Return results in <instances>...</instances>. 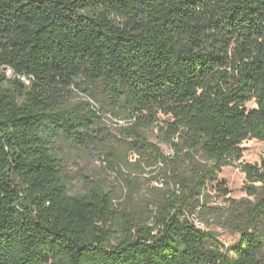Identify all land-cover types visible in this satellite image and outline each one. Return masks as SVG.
I'll return each instance as SVG.
<instances>
[{"label": "trees", "instance_id": "1", "mask_svg": "<svg viewBox=\"0 0 264 264\" xmlns=\"http://www.w3.org/2000/svg\"><path fill=\"white\" fill-rule=\"evenodd\" d=\"M72 88H98L139 126L166 116L158 136L185 150L190 175L142 215L90 179L71 194L55 144L96 143L100 118L87 102L60 107ZM250 139L263 157L240 165L246 197L208 206L207 184L229 195L217 173ZM0 264H264V0H0Z\"/></svg>", "mask_w": 264, "mask_h": 264}, {"label": "rangeland", "instance_id": "2", "mask_svg": "<svg viewBox=\"0 0 264 264\" xmlns=\"http://www.w3.org/2000/svg\"><path fill=\"white\" fill-rule=\"evenodd\" d=\"M84 102L89 103L91 109L100 116L90 133L95 137L96 143L78 149L65 137L59 136L54 147L61 154L62 173L67 183L69 181L71 194L82 193L85 181L90 179L102 184L111 193L117 207L142 215L165 193L179 188L172 175H190L191 165L183 158L185 150L176 156L158 136L159 128L164 127L168 120L166 116L159 115L153 126H139L133 119L126 118L120 108L112 109L98 88L87 91L72 88L60 107L68 110V107ZM245 108H256L255 101L248 102ZM136 139L155 145L164 159L157 157L155 160L149 155L138 156L129 146ZM241 147L242 158L222 167L217 173V182L226 184L229 195L220 196L216 192V182L207 184L208 206L224 208L227 206V199L240 200L246 197L242 190L245 177L240 171V165L259 164L263 157V144L250 139L244 141ZM194 160L204 164L200 154L194 155ZM188 218L197 227L218 233L219 240L226 245L234 243L237 238L230 230L219 228L213 215L199 216L195 213L188 215Z\"/></svg>", "mask_w": 264, "mask_h": 264}]
</instances>
